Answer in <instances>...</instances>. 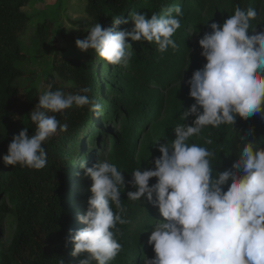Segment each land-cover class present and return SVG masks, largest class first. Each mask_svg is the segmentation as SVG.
I'll return each mask as SVG.
<instances>
[{
	"label": "trees",
	"instance_id": "1",
	"mask_svg": "<svg viewBox=\"0 0 264 264\" xmlns=\"http://www.w3.org/2000/svg\"><path fill=\"white\" fill-rule=\"evenodd\" d=\"M30 1L0 0V264H80L88 259L87 253L76 257L72 255L74 246L70 233L74 235L83 226L79 219L82 215L73 206L83 204L85 211L81 213L85 215L87 201L92 195L91 185L85 187L83 194L80 193L83 190L82 180L90 179L80 165L86 161V166L92 167L98 160L114 163L125 178L121 203L125 209L123 218L128 222L117 225V239L122 244V251L110 264H143V257L153 258L155 255L147 241L157 218H163L145 198L141 201L127 199V192L134 190L128 182L133 170L154 169V160L161 155L159 144L167 143L175 136L172 135L171 123L191 125L195 119L194 116L186 121L181 119L184 110L179 111L176 107L177 104L184 106V98L177 96L168 97L173 103L171 112L175 119L162 118L163 99L143 96V82L164 88L169 80L174 82L184 63L190 67L188 76H192L206 60L201 56L200 47L190 49L188 40L201 32L199 41L211 31L209 24H222L234 13L237 5L245 10L255 8L259 15L251 23L264 24V0H226L223 11L218 10L207 17H203L201 11L211 10V7L205 5L204 0H86L88 28L95 23L111 27L113 16L127 19L132 11L150 17L153 13L161 14L170 6H179L182 10L181 27L172 37L177 48L169 47L161 53L154 42L128 39L125 42L132 47L129 51H133L129 62L125 66L111 65L93 50L82 52L76 47L75 41L83 40L88 28L68 29L63 33L65 43L74 49V53L68 56L65 48L57 47L52 26L42 22L36 26V33L42 43L50 44L49 68L39 87H25L20 81L24 76L22 64L27 58L23 39L29 18L23 8ZM131 24L134 28L129 21L118 26L117 30L129 31ZM188 29L193 31L191 36L186 33ZM261 29L264 25H257V30ZM187 54L189 61L186 60ZM49 87L52 91L73 94H84L81 89L89 88L87 95L101 104V111L94 113L89 106H73L62 113H49L56 115L60 123H66L68 128L64 132L57 130L56 135L44 142L46 166L35 170L20 165H5L2 158L7 154L13 137L24 128L28 129L29 135L35 132L36 126L28 115L38 103L39 95ZM194 103L191 102L187 108ZM115 128H118L117 132L113 131ZM250 128L255 131L254 135L248 136V140L254 145L264 146V120L259 116L237 118L234 126H207L198 136L190 138L189 143L213 151V170L222 172L237 159L245 143L240 136L246 135ZM207 139H211L212 143L206 144ZM107 142L111 148L105 156ZM154 183L155 178L149 181L150 186ZM230 183L231 180L225 190ZM113 210L116 211L114 205ZM11 222L15 231L6 248H3L5 243L1 234L4 224Z\"/></svg>",
	"mask_w": 264,
	"mask_h": 264
},
{
	"label": "clouds",
	"instance_id": "2",
	"mask_svg": "<svg viewBox=\"0 0 264 264\" xmlns=\"http://www.w3.org/2000/svg\"><path fill=\"white\" fill-rule=\"evenodd\" d=\"M258 15L255 8L245 10L237 5L222 24L210 25L211 31L198 41L206 63L187 81L195 103L181 115L183 121L190 116L195 119L191 125L177 124L170 144L156 143L161 155L155 158L154 169L137 168L131 174L128 183L134 190L127 192V199L145 198L163 218L155 222L147 241L155 255L143 257V264H264V146L248 140L254 128L240 136L245 141L242 151L222 172L213 170V151L189 143L207 126H234L237 118L253 116L264 120V29L257 30V25L264 24L251 23ZM181 16L179 6L150 17L139 11L130 12L127 19L113 16L111 27L90 25L87 36L75 44L82 52L93 50L111 65H126L133 55L125 42L128 39L154 42L161 53L169 47L176 49L172 37L181 27ZM129 21L134 24L131 31L117 30ZM81 92L64 93L49 87L40 94L28 115L35 132L29 135L24 128L13 137L2 158L4 164L43 169L47 164L44 142L57 130L68 128L49 113H62L73 106L101 111V104L87 95L89 88ZM80 166L92 181V195L86 214L79 217L85 227L70 233L72 255L88 254L80 264H110L122 251L117 225L128 222L121 203L125 178L108 160H98L92 167L83 161ZM153 178L156 183L150 186Z\"/></svg>",
	"mask_w": 264,
	"mask_h": 264
},
{
	"label": "rangeland",
	"instance_id": "3",
	"mask_svg": "<svg viewBox=\"0 0 264 264\" xmlns=\"http://www.w3.org/2000/svg\"><path fill=\"white\" fill-rule=\"evenodd\" d=\"M205 5L210 6L211 10L201 11L203 17H207L209 14L214 15L218 10L223 11L226 6V0H204ZM86 0H31L27 6L23 8V12L29 18V23L26 29V34L23 39V48L27 56L26 61L22 64V70L24 73L23 78L20 81V84L25 87H39L41 80L49 68L50 58L48 54L50 53V44H45L41 42L40 36L36 33V26L42 22H46L52 26V35L53 39L56 41L57 47L65 48L67 50V55L70 56L74 53L72 46L65 43L62 35L68 29L72 30H82L88 28V18L85 13ZM222 17L223 15H218ZM219 19V18H218ZM217 19V22H218ZM210 27V24H209ZM132 24L129 25V31L132 30ZM192 30H186L187 35H192ZM201 35V32L194 34L192 39H189V44L191 45L190 49L199 47L198 37ZM186 60L189 61V54L186 55ZM125 66V65H123ZM190 67L187 63L180 68L178 77L174 80H169L167 85L162 88L158 86H153L143 82L144 90L143 96H148L147 98L162 100V109L161 117L175 119V116L172 115V106L173 103H170V99L177 97H183L184 106L177 104L176 109L179 107V111H186L189 108L191 102L194 101L189 95V85L187 81L191 78V74L188 76ZM172 102H180L171 100ZM169 102V103H168ZM179 111L176 113V117H179ZM176 122L173 124V129L175 128ZM102 128V127H101ZM118 128L113 131L117 132ZM174 135V131H172ZM175 139V136L171 137L167 143H171ZM93 148V146H92ZM111 145L107 142L105 156L109 154ZM92 184L90 179H84L81 182V187L83 190H79L81 194L84 193L85 187H88ZM74 205V204H73ZM73 207L83 216L84 206L81 203L75 204ZM82 212V213H81ZM161 219L157 218V221ZM82 228L85 225L82 223ZM15 231V225L13 222L10 224H4V229L1 234L2 242L5 243L3 248H6L9 241L11 240ZM74 246V244H73Z\"/></svg>",
	"mask_w": 264,
	"mask_h": 264
}]
</instances>
